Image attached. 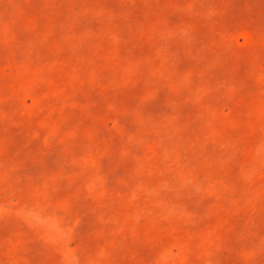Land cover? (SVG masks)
<instances>
[{"label":"rangeland","instance_id":"1","mask_svg":"<svg viewBox=\"0 0 264 264\" xmlns=\"http://www.w3.org/2000/svg\"><path fill=\"white\" fill-rule=\"evenodd\" d=\"M0 264H264V0H0Z\"/></svg>","mask_w":264,"mask_h":264}]
</instances>
